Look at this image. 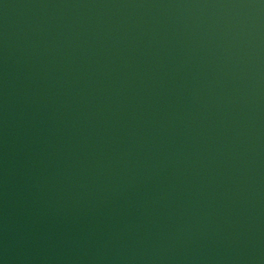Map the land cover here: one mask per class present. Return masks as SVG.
Returning a JSON list of instances; mask_svg holds the SVG:
<instances>
[{
    "label": "water",
    "instance_id": "1",
    "mask_svg": "<svg viewBox=\"0 0 264 264\" xmlns=\"http://www.w3.org/2000/svg\"><path fill=\"white\" fill-rule=\"evenodd\" d=\"M0 264H264V0H0Z\"/></svg>",
    "mask_w": 264,
    "mask_h": 264
}]
</instances>
